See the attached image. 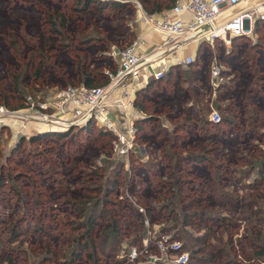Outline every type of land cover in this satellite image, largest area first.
Segmentation results:
<instances>
[{
    "label": "rangeland",
    "instance_id": "rangeland-1",
    "mask_svg": "<svg viewBox=\"0 0 264 264\" xmlns=\"http://www.w3.org/2000/svg\"><path fill=\"white\" fill-rule=\"evenodd\" d=\"M152 1L110 0L82 9L78 0H0V104L11 95L9 102L15 106L16 88L23 90L24 99L32 95L37 100L59 87L82 83V70L105 80L104 70L117 65L112 51L135 39L137 11ZM213 58L225 71V80L216 86L210 72ZM200 65L189 74L178 68L172 81L162 79L139 94L154 118L139 130L129 157L112 149L111 136L97 126L73 139H26L22 145L20 135L38 131L42 124L22 130L21 121L13 119L1 127L0 264H8L9 258L16 264H45L38 258L49 253L47 248L64 258L70 238L81 230L73 224L85 219L89 200L100 203L107 187L112 200L125 201L123 208L109 204L121 218L123 237L111 232L101 236L108 218L98 215L95 238L112 256L100 253L102 264H125L121 255L133 245L148 244L144 255L156 252L161 237L182 244L170 258L189 254L187 262L163 264L261 263L253 257V241L264 248V174L259 173L264 166V20L252 33L234 37L231 45L217 42L205 48ZM213 109L232 121L202 126L200 118L211 120ZM113 110L126 131V114L122 108ZM118 114L111 116L116 119ZM178 121L184 123L173 150L184 156L176 168L187 179L182 199L167 183L175 170L167 151L174 139L171 124ZM196 148L207 157H185ZM188 202L186 214L183 203ZM101 208L98 204L97 213L102 214ZM129 216L136 222L132 226L126 225ZM16 223L22 230L13 242ZM165 227L168 231L161 232ZM143 260L135 264H147ZM75 264L91 261L85 255Z\"/></svg>",
    "mask_w": 264,
    "mask_h": 264
},
{
    "label": "built area",
    "instance_id": "built-area-1",
    "mask_svg": "<svg viewBox=\"0 0 264 264\" xmlns=\"http://www.w3.org/2000/svg\"><path fill=\"white\" fill-rule=\"evenodd\" d=\"M183 12L190 13L192 19H185ZM142 19L154 30L164 34L163 42L143 50L146 40L136 37L127 46L112 51L117 57V65L114 70L106 69L108 81L105 84H70L37 100L28 95L26 105L22 108L0 104V129L9 125L13 119L21 121L19 129L22 130L33 124L64 129L92 121L111 130L112 149L119 155L129 157L137 135L134 119L129 113V108L134 105L133 93L151 78H160L166 74L170 66L169 61L164 59L166 52L200 38L206 39L211 46H215L218 40L224 45H231L234 37L252 33L256 23L264 20V0H176L172 7L158 14L144 10ZM205 24L210 27L205 29ZM193 59L192 55H186L179 62L189 64ZM223 67L217 58L212 59L210 72L215 86L225 80ZM120 89L116 102H110L111 94ZM114 103L117 105L114 106ZM113 107L122 108L128 117L126 131L118 124L120 116L116 119L111 116V113H118ZM210 118L217 122L221 114L213 109ZM161 238L156 242L157 251L146 255L148 244L142 247L133 245L131 251L121 255L124 263L135 264L143 257V262L147 264H163L168 260L187 262V252L179 253L175 259L169 256L171 252L181 251L180 240L167 241Z\"/></svg>",
    "mask_w": 264,
    "mask_h": 264
},
{
    "label": "trees",
    "instance_id": "trees-1",
    "mask_svg": "<svg viewBox=\"0 0 264 264\" xmlns=\"http://www.w3.org/2000/svg\"><path fill=\"white\" fill-rule=\"evenodd\" d=\"M110 0H78V8H86L87 6H89V4L91 3H106L109 2ZM122 1H116L114 2L117 6L119 5H123L121 4ZM176 0H163V2L161 3L160 1H154L153 5L151 7L147 6V11L149 12H153V10L157 9V10H162L164 8H170L175 4ZM261 21V20H260ZM259 22L256 23V26L258 25ZM244 36V35H243ZM237 37H241V36H237ZM219 42V40L217 41ZM222 42V41H221ZM223 43V42H222ZM209 44V42H208ZM217 44V43H216ZM215 44V45H216ZM224 44V43H223ZM210 45V44H209ZM211 46V45H210ZM196 60H193L191 62L192 64H195ZM109 70H114L115 67L107 68ZM192 69V68H190ZM185 72V70H184ZM225 72V71H224ZM186 73V72H185ZM104 75L106 76L105 80H100L96 77L93 76V74H91L90 72H85L84 70H82V75L79 78V81H82V83L88 84V85H102L105 84L108 81V75L106 73V69L104 70ZM174 78V70L170 69L164 76L160 77V78H154V80H149L146 85H144V87H142V89H148L150 88L151 85H153L154 83H156L157 81L161 80V79H166L167 81H172V79ZM80 83V82H79ZM76 84V83H73ZM16 94H14V97L17 99V104L15 106H12V104L9 102V99L11 97V95H7L4 96L5 98L4 103L5 105H7L8 107L11 108H19V107H23L25 106V99L23 98L25 96V94H23V90L20 88H16ZM24 99V100H23ZM138 97L135 100V105L139 104L138 102ZM2 103V102H1ZM142 109L144 110V114L141 117H137L134 119V125L137 131V134L139 133V130L143 127V125L147 122H149L152 118H154V115L151 114L150 112H148L149 110L147 108H144L143 104H142ZM175 110L179 111L180 108L177 107ZM221 111V110H220ZM202 126L207 127L208 124L212 123L215 125H220L224 122H229L232 121L230 117L225 116L224 114L221 113V118L219 121L214 122L212 120H210L208 118V116H204L200 118ZM183 121H178L177 123H172L171 125L173 126L172 130L170 131V134L172 135V137H174V139L172 141H170V143H168V150L171 152V157L170 160L173 161L174 160V166H170V167H174V171H170L169 177H173L171 180H167L168 187L171 191H173L176 195H179L180 198L182 199V195L181 194L182 191L184 190V182L187 181L186 178L182 177L181 175L176 173V168L180 165V158H184L183 155H181L180 153H177L176 150H173V145L174 143H177V130L178 128L183 124ZM97 126L100 131L103 134H108L111 136V148H112V139H113V133L111 130H108L102 126H98L95 123H93L92 121H89L85 124L82 125H78V126H70L64 129H51V130H38L35 131L33 133H30L28 135L25 134H21L19 137V141L18 143L22 145V142L27 140H31V141H37V140H44L47 139L49 137H55V138H62V137H71L72 135V139L73 137H75L77 135V133L81 132L83 129H91L92 127ZM137 136V135H136ZM204 151H209V150H205ZM190 153H188V155H186L185 157L187 158H205L207 157L205 153L199 152L197 154H193V152L189 151ZM169 155V154H168ZM259 173L262 175L264 174V166L261 167V169L259 170ZM0 178L3 179L4 175L3 173H0ZM174 176L176 178H174ZM10 177V176H9ZM11 178H14L13 176H11ZM14 182V181H13ZM2 184V182L0 183ZM14 187H16V189L19 190V186L13 184ZM20 191V190H19ZM110 188H105L102 191V197L98 198L100 203H98L97 200H93L92 203H89L91 200L88 201V206L85 208L86 211V217L85 219L82 220H77V222H75L73 224V228H81L80 233L78 236L73 237L72 239L70 238V242L67 245V250L64 252V258H56V256L54 255V253L50 250V248H47L46 251H48V254L42 255L39 259V262L42 263L43 260H46L45 264H75V262H78L79 259H81L83 256H87L89 258V260L91 261V264H102V260H101V256L100 253H104L106 254L105 256L108 257H112L111 254H109V251L105 250L106 245L103 247L100 245L99 242H97L96 238H95V232H96V221L98 219V217L100 215H105L106 218H108V220L106 221V223L103 226V233L101 236H103L104 234L106 235L107 232H111L114 235L118 236L119 238L123 237V233H122V229H123V223L121 221L120 216L117 215H113L112 211L110 210V203L116 202V204L119 203L120 207L122 206L123 208V204L125 203V201L123 199H117V200H112L111 196H110ZM101 193V191H99V194ZM127 201V200H126ZM182 201V200H181ZM87 204V203H86ZM100 204L102 205L101 211L102 214L97 213V205ZM129 205L132 206L133 208L135 207V209H137V206L131 202H129ZM191 205L190 203H183V208L185 209V213L187 214L188 209H190ZM84 208V206H83ZM169 207L167 205L166 208V212L169 211L168 210ZM104 210V213H103ZM203 211H198L195 212L193 211V213H202ZM97 213V215H96ZM141 214V213H140ZM169 216L168 218L170 219V214L171 213H167ZM99 215V216H98ZM189 215V214H188ZM181 218L183 220V214L181 215ZM186 219V218H184ZM154 222V220H152ZM143 222V220H142ZM186 222V220H185ZM136 222L134 220H132L131 216H129L128 220L126 221V225L127 226H132L134 225ZM144 225V222H143ZM21 226L19 224H15L12 227V233H13V239L11 241L16 242L19 239V236L21 234ZM163 231H168L165 228L162 229L161 232ZM161 235V234H160ZM153 237V239L157 238ZM256 239H258V235L255 236ZM253 244L256 247V254L253 256L255 257V259L257 261L261 260V263L259 264H264V259L262 258L263 252H264V248L261 247L260 243L258 240L253 241ZM43 254V253H42ZM48 261H50L49 263H47ZM260 262V261H259ZM263 262V263H262ZM229 263H235L234 260H228L226 261L224 264H229ZM8 264H16L15 261L12 258H9ZM237 264H241V263H237Z\"/></svg>",
    "mask_w": 264,
    "mask_h": 264
},
{
    "label": "crops",
    "instance_id": "crops-1",
    "mask_svg": "<svg viewBox=\"0 0 264 264\" xmlns=\"http://www.w3.org/2000/svg\"><path fill=\"white\" fill-rule=\"evenodd\" d=\"M154 1H156V0H153L152 2L154 3ZM157 1H160L161 3L163 2V0H157ZM153 3H152V5H153ZM164 9H166V8H164ZM164 9H162V10H164ZM144 10L147 11L146 8H144L143 6H140V8L138 9L137 14L134 18L135 25L137 27L136 28V32H137L136 37L144 38L146 40V44L143 46L144 47L143 50L152 48L153 46L163 42L164 38H165V36L162 32L154 30L148 22H146L144 19H142ZM162 10L159 11V10L155 9L151 13L158 14ZM182 16L187 20L192 19L191 14L188 12H183ZM220 42H221V40H219V43ZM226 46H228V45H226ZM207 47L209 48V47H215V46H210L206 39L200 38V39H192V40L184 43L179 48H176V49L171 50V51H167L164 59L169 61L170 66H169V69L166 71V73L170 69H173L175 71L178 68L184 69L187 74L195 72V69L201 67L200 56L204 52V49ZM186 55H192L194 58L193 60H196V63L191 65V63L183 64V63L175 61V60H177V58L181 59V58H184ZM211 61H210V66H211ZM190 68H192V69H190ZM150 80H154V78H151ZM161 80H159V81H161ZM159 81H157L156 83H158ZM156 83L151 85L150 88H152ZM144 85H146V84H144ZM144 85L137 88L135 90V92L133 93L134 105L129 108V113L132 116V120L137 118V117L143 116V114L145 113L144 110L142 109L143 102L140 100L139 94L144 92L145 90H150V88L142 89V87H144ZM121 89L117 90L111 94V96L109 98L110 102H112V103L116 102V98L120 96ZM137 97L139 99L138 100L139 104L135 105V100L137 99ZM112 100H114V101H112ZM114 104H115L114 106L117 105V103H114ZM143 106H144V108H146V106L144 104H143ZM118 115L120 116V114H118ZM119 116H117V117L119 118ZM33 126H35V124H33ZM201 148H203L202 150L205 149V147H203V146H201ZM202 150H200L199 148L198 149L196 148L194 150L191 149L188 151H193V154H197L199 151L202 152ZM202 153H205V152H202Z\"/></svg>",
    "mask_w": 264,
    "mask_h": 264
},
{
    "label": "water",
    "instance_id": "water-1",
    "mask_svg": "<svg viewBox=\"0 0 264 264\" xmlns=\"http://www.w3.org/2000/svg\"><path fill=\"white\" fill-rule=\"evenodd\" d=\"M210 27V25L209 24H205L204 25V28L205 29H207V28H209ZM51 129H56V128H54V127H51V126H43L41 129H39V130H51Z\"/></svg>",
    "mask_w": 264,
    "mask_h": 264
}]
</instances>
